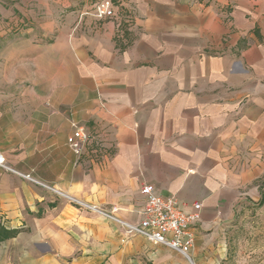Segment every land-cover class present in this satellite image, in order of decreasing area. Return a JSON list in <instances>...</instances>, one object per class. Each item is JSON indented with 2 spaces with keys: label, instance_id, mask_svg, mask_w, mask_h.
<instances>
[{
  "label": "crops",
  "instance_id": "obj_1",
  "mask_svg": "<svg viewBox=\"0 0 264 264\" xmlns=\"http://www.w3.org/2000/svg\"><path fill=\"white\" fill-rule=\"evenodd\" d=\"M99 1L37 0L43 44L0 36V154L48 187L0 168V227L18 232L0 264H188L115 221L139 224L143 185L201 206L190 257L219 264L264 176V0H113L120 19L84 18Z\"/></svg>",
  "mask_w": 264,
  "mask_h": 264
},
{
  "label": "rangeland",
  "instance_id": "obj_2",
  "mask_svg": "<svg viewBox=\"0 0 264 264\" xmlns=\"http://www.w3.org/2000/svg\"><path fill=\"white\" fill-rule=\"evenodd\" d=\"M95 5L96 3L89 8L88 15L84 18L98 22L100 19L96 18ZM113 7V15L105 18L106 20L119 18L121 12L116 8L118 6ZM56 15L59 19H64L60 16L63 15L62 12ZM122 16L123 23L120 27L130 26L133 14L125 12ZM44 18H47L46 10L38 7L37 0H0V36H30L36 45L43 44L44 38L53 40L55 28L44 37L42 30L37 26L39 22H45L41 21ZM263 193L264 176L258 180L249 197L237 206L233 219L226 224L222 237V252L215 257L219 264H264V202H261Z\"/></svg>",
  "mask_w": 264,
  "mask_h": 264
},
{
  "label": "built area",
  "instance_id": "obj_3",
  "mask_svg": "<svg viewBox=\"0 0 264 264\" xmlns=\"http://www.w3.org/2000/svg\"><path fill=\"white\" fill-rule=\"evenodd\" d=\"M113 6V0H100L97 2L95 5L96 18L101 20L112 16ZM71 128L72 132L67 137L66 145L76 157L80 158L90 143V136L85 127L76 123H72ZM0 168L18 175L29 183L48 188L35 180L30 174L22 175L9 169L1 154ZM140 194L144 199V204L139 224L129 225L118 220L115 221L125 229L126 235L142 237L153 245L162 246L173 251L188 264H193L190 257V251L195 239L193 227L200 219L201 206L193 204L191 211L188 212L177 199L158 196L150 185H143L140 188ZM72 202L84 210L98 212L111 218L94 207L75 200H72Z\"/></svg>",
  "mask_w": 264,
  "mask_h": 264
},
{
  "label": "trees",
  "instance_id": "obj_4",
  "mask_svg": "<svg viewBox=\"0 0 264 264\" xmlns=\"http://www.w3.org/2000/svg\"><path fill=\"white\" fill-rule=\"evenodd\" d=\"M261 202H264V193L261 195ZM17 233V231H7L0 227V242L13 238Z\"/></svg>",
  "mask_w": 264,
  "mask_h": 264
}]
</instances>
